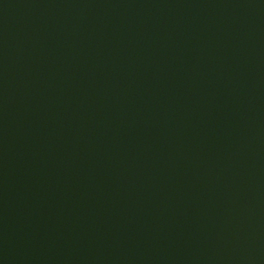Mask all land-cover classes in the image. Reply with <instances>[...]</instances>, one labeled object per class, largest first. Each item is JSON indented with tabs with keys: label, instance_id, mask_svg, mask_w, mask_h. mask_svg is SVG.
I'll list each match as a JSON object with an SVG mask.
<instances>
[{
	"label": "water",
	"instance_id": "water-1",
	"mask_svg": "<svg viewBox=\"0 0 264 264\" xmlns=\"http://www.w3.org/2000/svg\"><path fill=\"white\" fill-rule=\"evenodd\" d=\"M0 264H264V0H0Z\"/></svg>",
	"mask_w": 264,
	"mask_h": 264
}]
</instances>
